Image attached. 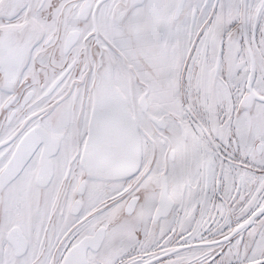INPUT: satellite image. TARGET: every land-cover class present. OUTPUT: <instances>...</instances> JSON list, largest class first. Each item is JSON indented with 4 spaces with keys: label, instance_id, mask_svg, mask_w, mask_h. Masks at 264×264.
<instances>
[{
    "label": "snow or ice",
    "instance_id": "6c2138e0",
    "mask_svg": "<svg viewBox=\"0 0 264 264\" xmlns=\"http://www.w3.org/2000/svg\"><path fill=\"white\" fill-rule=\"evenodd\" d=\"M0 264H264V0H0Z\"/></svg>",
    "mask_w": 264,
    "mask_h": 264
}]
</instances>
